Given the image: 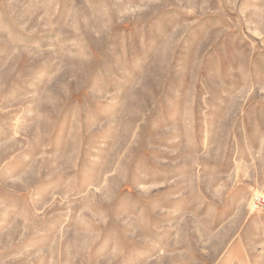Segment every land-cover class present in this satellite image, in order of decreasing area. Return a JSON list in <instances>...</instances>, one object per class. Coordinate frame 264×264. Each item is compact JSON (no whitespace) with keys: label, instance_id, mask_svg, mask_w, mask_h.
Returning a JSON list of instances; mask_svg holds the SVG:
<instances>
[{"label":"rangeland","instance_id":"rangeland-1","mask_svg":"<svg viewBox=\"0 0 264 264\" xmlns=\"http://www.w3.org/2000/svg\"><path fill=\"white\" fill-rule=\"evenodd\" d=\"M264 0H0V264H264Z\"/></svg>","mask_w":264,"mask_h":264},{"label":"built area","instance_id":"built-area-1","mask_svg":"<svg viewBox=\"0 0 264 264\" xmlns=\"http://www.w3.org/2000/svg\"><path fill=\"white\" fill-rule=\"evenodd\" d=\"M253 208L254 209L264 208V197L262 196L255 197L253 200Z\"/></svg>","mask_w":264,"mask_h":264}]
</instances>
